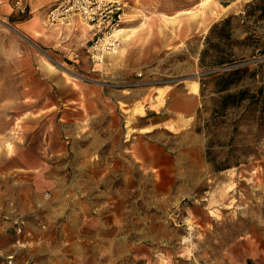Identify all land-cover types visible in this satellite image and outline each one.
<instances>
[{
	"label": "rangeland",
	"instance_id": "1",
	"mask_svg": "<svg viewBox=\"0 0 264 264\" xmlns=\"http://www.w3.org/2000/svg\"><path fill=\"white\" fill-rule=\"evenodd\" d=\"M55 1L0 5V222L19 243L29 235L1 203L15 187L29 189L32 220L47 214L14 264H264V105L215 107L264 85V0H137L120 49L96 64L86 22H46ZM237 67L242 78L219 91ZM87 84L108 96V170L79 177L75 193L56 154L57 107ZM91 125L100 115H85Z\"/></svg>",
	"mask_w": 264,
	"mask_h": 264
},
{
	"label": "crops",
	"instance_id": "2",
	"mask_svg": "<svg viewBox=\"0 0 264 264\" xmlns=\"http://www.w3.org/2000/svg\"><path fill=\"white\" fill-rule=\"evenodd\" d=\"M123 29L126 28H122V31ZM64 85L65 84L61 85L60 90L64 91V89H66ZM78 90L79 93H77L76 97L74 95L76 91L73 86L70 87V95L66 94L67 91L65 93L66 95L62 93L61 100L57 107L59 112L58 132L60 138L56 144V154L58 159L61 160L60 168L64 169L68 167L69 173L77 180V184L74 187L75 193L82 191L78 183L79 177L92 175V170H96V173L100 174L102 177L106 175L105 170H108V166L104 167V160L107 159L111 140V138H109L110 129L108 125L110 109L108 96L105 95L104 89L102 87L95 89L87 84L81 85ZM6 95H9L7 91ZM62 96L65 97L62 98ZM76 111L79 113L78 116L74 115ZM85 115H87L90 124H92L93 118L100 115L101 127L95 128L91 125L89 130L88 127L82 129L81 126L85 120ZM104 123H106V125H104ZM81 130L87 131L84 134L81 133ZM117 142L119 145V139ZM122 146L124 157V145L122 144ZM136 153L138 154V152L134 154ZM118 156H120L119 152ZM15 162L16 167L24 171L31 169L30 164L22 158ZM106 181V179L102 180V182ZM99 184L100 181L97 185ZM28 191V188L21 187L20 189L19 187H15L11 194H9L7 200H1L2 204L9 207V210L15 209L16 213L26 219L25 231L29 235L25 236L24 234L23 236L26 240H23V238L19 243L20 236L16 238V234H11L10 225L6 226L3 222H0V264H4V262H2L3 257L5 258L9 254H14V256L19 254L21 244L28 243L30 240H37L40 236L39 234H41V237L43 235L38 225L39 223L47 221V214L42 213L37 221L32 220L33 218L30 217L31 210H35L36 207L33 204L31 205ZM35 195L36 193L33 192L32 196ZM52 219H54V217ZM6 228H9V234L6 232ZM27 258L30 257L28 256Z\"/></svg>",
	"mask_w": 264,
	"mask_h": 264
},
{
	"label": "built area",
	"instance_id": "3",
	"mask_svg": "<svg viewBox=\"0 0 264 264\" xmlns=\"http://www.w3.org/2000/svg\"><path fill=\"white\" fill-rule=\"evenodd\" d=\"M9 3V0H6ZM14 1L19 5L22 0ZM137 0H56L46 11L45 20L50 25L67 24L75 19L86 22L93 31L86 48L88 60L99 63L108 55L118 52L121 47L120 24L125 9ZM5 0H0V5ZM21 233L19 224L16 228ZM14 254L5 257L4 264H14Z\"/></svg>",
	"mask_w": 264,
	"mask_h": 264
},
{
	"label": "trees",
	"instance_id": "4",
	"mask_svg": "<svg viewBox=\"0 0 264 264\" xmlns=\"http://www.w3.org/2000/svg\"><path fill=\"white\" fill-rule=\"evenodd\" d=\"M260 9H261V14H264V8H260ZM229 19L230 17L225 19L222 23L223 24L227 23ZM211 32H212V28H211ZM207 52H208V48H206L203 51V54H202L203 58L207 54ZM262 54H264V52H262ZM224 62L225 61L221 59L218 64H222ZM245 71H246V68L242 69V67L232 68L229 71H225L219 77V80H217L216 82V85L219 91H227L232 85H234V83L238 82L242 78L243 72ZM261 72H264V67H262ZM250 96L256 98L255 100L256 103H260L264 105V85L258 87L255 94H252V95H249V92L247 89L240 90L237 93L227 92L225 95L221 97L219 101H217V103H215V107H216V104H217V107L221 109L227 106H236L241 100H243L244 98L250 97Z\"/></svg>",
	"mask_w": 264,
	"mask_h": 264
},
{
	"label": "bare ground",
	"instance_id": "5",
	"mask_svg": "<svg viewBox=\"0 0 264 264\" xmlns=\"http://www.w3.org/2000/svg\"><path fill=\"white\" fill-rule=\"evenodd\" d=\"M0 22L2 23V22H3V20H1V19H0ZM121 31H122V28L119 30V32H121Z\"/></svg>",
	"mask_w": 264,
	"mask_h": 264
}]
</instances>
